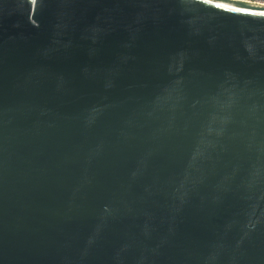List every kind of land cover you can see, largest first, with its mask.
Listing matches in <instances>:
<instances>
[{
    "label": "water",
    "instance_id": "95a60500",
    "mask_svg": "<svg viewBox=\"0 0 264 264\" xmlns=\"http://www.w3.org/2000/svg\"><path fill=\"white\" fill-rule=\"evenodd\" d=\"M0 264H264V5L0 0Z\"/></svg>",
    "mask_w": 264,
    "mask_h": 264
},
{
    "label": "built area",
    "instance_id": "2783aa9c",
    "mask_svg": "<svg viewBox=\"0 0 264 264\" xmlns=\"http://www.w3.org/2000/svg\"><path fill=\"white\" fill-rule=\"evenodd\" d=\"M247 2H252V3H257V4H262L264 5V0H243Z\"/></svg>",
    "mask_w": 264,
    "mask_h": 264
}]
</instances>
